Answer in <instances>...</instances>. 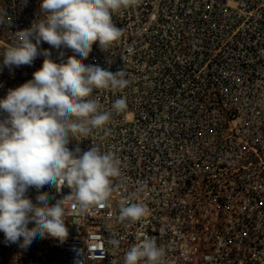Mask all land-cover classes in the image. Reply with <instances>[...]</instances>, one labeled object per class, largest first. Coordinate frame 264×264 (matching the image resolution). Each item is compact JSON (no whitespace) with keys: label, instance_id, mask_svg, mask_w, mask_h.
I'll list each match as a JSON object with an SVG mask.
<instances>
[{"label":"built area","instance_id":"1","mask_svg":"<svg viewBox=\"0 0 264 264\" xmlns=\"http://www.w3.org/2000/svg\"><path fill=\"white\" fill-rule=\"evenodd\" d=\"M40 3L0 0V99L42 66L43 54L31 66L2 64L14 34L44 15ZM113 22L121 37L109 51L94 43L83 62L124 70L126 88L92 95L105 111L121 97L127 106L68 147L114 153L122 178L105 206L66 209L54 264H124L146 236L165 264H264V0H139ZM38 47L57 63L75 55ZM45 186L54 203L71 191ZM132 202L146 215L118 221Z\"/></svg>","mask_w":264,"mask_h":264},{"label":"clouds","instance_id":"2","mask_svg":"<svg viewBox=\"0 0 264 264\" xmlns=\"http://www.w3.org/2000/svg\"><path fill=\"white\" fill-rule=\"evenodd\" d=\"M138 3L41 0L42 18L17 31V42L4 51L2 64L9 69L31 66L39 55L45 56L32 79L9 89L0 99V232L8 243L27 249L38 235L64 242L68 237L66 209L83 216L93 207L105 206L114 191V179L122 178L114 153L101 152L93 145L87 151L79 147L70 150L68 145L71 139L82 141L93 130L104 129L112 113L127 106L121 97L105 111L92 95L98 89L126 88L129 80L125 71L112 72L83 61L94 43L109 51L122 35L113 14ZM41 42L71 49L75 55L65 62H54L47 50L39 49ZM45 185L57 192L64 187L71 191L53 204L48 203L47 193H41L34 204L27 192ZM146 213L142 203H121L117 220L136 222ZM33 222L35 226L29 228ZM109 243L118 248L120 242L111 239ZM164 257V248L146 236L128 249L124 264H165Z\"/></svg>","mask_w":264,"mask_h":264},{"label":"rangeland","instance_id":"3","mask_svg":"<svg viewBox=\"0 0 264 264\" xmlns=\"http://www.w3.org/2000/svg\"><path fill=\"white\" fill-rule=\"evenodd\" d=\"M41 193L48 194L49 204L54 203L49 197V191L46 186L39 190L30 188L26 195L36 204V197ZM34 226V222L28 225L29 228ZM54 242L55 238L50 236L42 238L38 235L32 244L27 249H24L18 244L8 243L5 240L4 233L0 232V264H54L56 260Z\"/></svg>","mask_w":264,"mask_h":264}]
</instances>
